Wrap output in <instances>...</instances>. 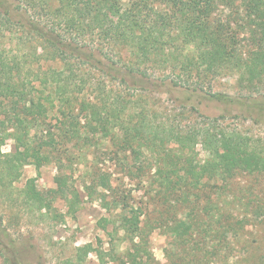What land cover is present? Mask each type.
<instances>
[{
    "label": "trees",
    "instance_id": "obj_1",
    "mask_svg": "<svg viewBox=\"0 0 264 264\" xmlns=\"http://www.w3.org/2000/svg\"><path fill=\"white\" fill-rule=\"evenodd\" d=\"M241 32L250 34L247 56ZM234 71L241 90H259L255 82L264 76V0H0L2 193L38 210L50 209L34 178L14 198V183L24 166L40 169L61 162L63 154L82 161L91 148L98 151L105 144L130 175L133 166L142 172L147 163L130 164L127 156L146 150L164 194L180 191L185 202L201 198L204 179L228 184L242 173L264 174V142L221 125L219 120L227 116L204 115L192 106L179 111L174 119L178 123L156 122L155 114L140 108V99L135 101L129 92L165 86L239 102L250 111L256 100L251 95L237 102L229 93L212 91L220 74ZM193 116L202 121L181 124ZM7 139L14 140V152L2 151ZM198 144L208 152L202 161L196 160ZM91 176L85 184L88 195L98 193L111 213L101 220L103 228L117 224L113 229L122 231L126 240L139 236L144 244L147 236L139 215L132 214L126 197L112 187L111 174L99 170ZM55 181L57 188L48 192L66 198L68 213L76 212L78 190L65 174ZM224 208L220 198L205 207L210 210L202 224L190 216L167 223L169 242L196 244L198 237L210 239L212 230L234 236L238 223L222 218ZM3 222L0 218V235L7 232ZM143 247L135 243L126 252L130 262L141 263ZM92 249L91 243L80 247L75 264H82ZM186 254L178 258L185 261Z\"/></svg>",
    "mask_w": 264,
    "mask_h": 264
},
{
    "label": "rangeland",
    "instance_id": "obj_2",
    "mask_svg": "<svg viewBox=\"0 0 264 264\" xmlns=\"http://www.w3.org/2000/svg\"><path fill=\"white\" fill-rule=\"evenodd\" d=\"M249 35L248 32H241L239 35L242 38L244 56L251 49L247 41ZM122 54L127 53L123 51ZM53 64L59 66L57 62ZM48 65L50 64L45 66ZM237 74L235 71L220 74L213 81L212 91L229 93L237 102L251 95L256 100L251 103L250 111L239 102L220 101L215 97H204L165 86L157 91L127 92L134 93L135 101L140 99V108L147 107L153 112L150 114H155L156 122L162 120L169 124L176 123L177 120L174 119L179 111L184 107L197 106L204 115L227 116L219 120L221 125L240 129L264 142V76L255 82L259 90L251 92L241 90ZM253 89L256 90L255 87ZM193 117L185 119L181 124L202 121L197 116ZM105 148L108 149L106 154ZM15 150L13 139H7L2 144V151L5 153ZM71 152L79 151L72 148ZM144 152L143 155L131 154V157L126 154L130 164H138L141 160L147 163L142 172L133 166L132 175L127 174L123 162H119L114 153L110 152L107 144L102 145L98 151L91 148L87 152V158L82 161L80 158L70 159L71 155L63 154L61 162L55 161L40 169L34 164H26L21 178L14 183V198L27 181L34 178L37 188L43 191L45 201L51 208L41 211L22 204L21 200H11L0 188V218L4 219L2 227L7 226V232L0 235V264H75L82 252L78 249L88 243L94 249L84 256L82 264H125L124 260L128 264H135L126 256L129 249L133 251L135 243L145 246L140 249V264H264V174L242 173L230 179L228 184L222 183L221 179H204V189L201 188L200 193L198 192L201 198L193 197L185 202L180 191L164 194L155 170L150 167L153 162L148 160L150 156L146 150ZM197 152V161L208 157V152L201 144L197 145ZM119 156L123 157L124 154L120 153ZM99 170L111 174L112 187L126 197L132 214L139 215L140 225L147 236L144 244L139 236L133 242L126 240L122 231L113 229L117 224L109 223L103 228L101 220L109 217L111 213L101 205L98 193L90 197L85 188V184L91 181L92 173ZM61 174L68 176L69 184H73L79 193L78 210L72 214L68 213L69 204L66 198L48 192L49 189L57 188L55 177ZM218 188L222 190L219 192H222L221 196H218ZM99 191H103V188L100 187ZM209 191L211 194H208ZM219 197L225 204L222 218L238 223V232L234 236L215 234L212 230L210 239L209 236L198 237L196 244L190 241L182 246L176 240L172 244L169 242L171 236L166 229L167 223L190 216L202 224L208 221L206 214L210 210L205 207H211L220 200ZM56 215L59 217H54ZM60 215H63L64 220H61ZM193 246L195 247L186 252L183 249ZM184 253H187L185 261L178 258V255L181 257Z\"/></svg>",
    "mask_w": 264,
    "mask_h": 264
}]
</instances>
